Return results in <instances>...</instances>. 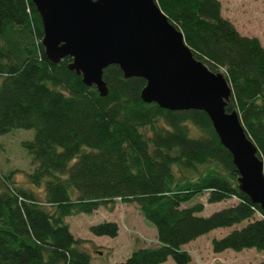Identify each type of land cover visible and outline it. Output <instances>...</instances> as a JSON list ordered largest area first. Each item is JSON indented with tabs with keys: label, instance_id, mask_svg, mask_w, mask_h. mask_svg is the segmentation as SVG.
<instances>
[{
	"label": "trees",
	"instance_id": "16d2710c",
	"mask_svg": "<svg viewBox=\"0 0 264 264\" xmlns=\"http://www.w3.org/2000/svg\"><path fill=\"white\" fill-rule=\"evenodd\" d=\"M156 1L194 56L224 74L232 89L226 109L238 112L264 163L263 44L222 15L220 0ZM42 37L32 0H0V135L34 129L21 142L31 155V186L18 185L15 170L0 175V264H91L66 218L116 199L138 206L156 244L114 264L169 257L190 264L183 246L220 227L233 229L211 239L214 252L264 250V212L239 189L231 154L204 111L142 101L145 79L124 78L114 64L103 71L101 96L68 68L70 56L49 60ZM203 194L207 203L237 202L204 216V203H192ZM89 230L116 237L119 225L103 220Z\"/></svg>",
	"mask_w": 264,
	"mask_h": 264
},
{
	"label": "water",
	"instance_id": "95a60500",
	"mask_svg": "<svg viewBox=\"0 0 264 264\" xmlns=\"http://www.w3.org/2000/svg\"><path fill=\"white\" fill-rule=\"evenodd\" d=\"M42 20V45L54 63L70 56V70L101 96L103 71L118 65L124 78L141 77L142 101L169 110H201L238 171L237 183L264 212V163L236 110L221 71L197 59L183 33L156 0H32Z\"/></svg>",
	"mask_w": 264,
	"mask_h": 264
},
{
	"label": "rangeland",
	"instance_id": "374dc122",
	"mask_svg": "<svg viewBox=\"0 0 264 264\" xmlns=\"http://www.w3.org/2000/svg\"><path fill=\"white\" fill-rule=\"evenodd\" d=\"M222 15L229 19L235 28L246 36L257 37L264 46V0H220ZM34 129L17 128L0 135V175L15 170L13 180L18 185L31 186L27 183L26 172L32 168L31 155L22 147L23 140L32 139ZM42 198L43 191L34 188ZM206 194L197 196L194 202H203L202 215L219 210L237 202L235 198L225 201L207 203ZM110 207H100L92 214H75L68 216L66 222L76 238L84 239L82 243L91 256V264H114L124 260L133 250L156 244V230L146 221L135 203H124L116 199ZM103 220L116 221L119 225L116 237L97 236L89 227ZM244 224V223H243ZM240 226V225H239ZM233 227H220L199 236L183 246L191 255L190 264H257L264 260V250L244 248L240 251L226 249L214 252L211 239L221 237ZM163 264H174L169 257Z\"/></svg>",
	"mask_w": 264,
	"mask_h": 264
},
{
	"label": "crops",
	"instance_id": "0c3cea01",
	"mask_svg": "<svg viewBox=\"0 0 264 264\" xmlns=\"http://www.w3.org/2000/svg\"><path fill=\"white\" fill-rule=\"evenodd\" d=\"M262 43V42H261Z\"/></svg>",
	"mask_w": 264,
	"mask_h": 264
}]
</instances>
